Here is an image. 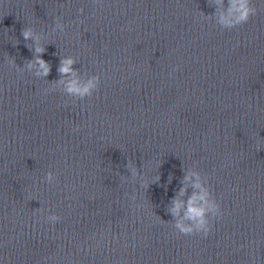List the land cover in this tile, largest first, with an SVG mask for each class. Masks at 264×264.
Wrapping results in <instances>:
<instances>
[{"label":"clouds","instance_id":"1","mask_svg":"<svg viewBox=\"0 0 264 264\" xmlns=\"http://www.w3.org/2000/svg\"><path fill=\"white\" fill-rule=\"evenodd\" d=\"M218 2L222 3V0H218ZM80 12H83V9H80ZM256 14L257 9L253 5L252 0H228L225 10L219 13L214 12L210 14V16L215 17V23L222 29L231 30L247 23ZM202 18L208 19L209 15L204 14ZM66 27L62 19L57 17L52 32L47 35H52L56 32L62 34ZM21 35L25 42H32L25 43V47L32 52V59L27 60V63H24L21 67L16 63L14 57L9 56L7 59L8 64L16 68L21 74L26 71L34 77L46 80L51 72L52 66L50 62L42 58V55L46 52V46L42 43L45 39V34L37 32L33 27L28 26L21 29ZM17 44H19V41H17ZM76 63L77 59L71 55L61 57L57 69L60 78L56 81H48L49 84L54 85V87L45 88L44 92L50 93L59 90L66 96L78 100H85L86 98L92 97L99 89L100 76L94 74L86 75L84 78H81V76L78 75V70L73 67ZM125 167L130 172V175H121L124 183H136L139 181L141 186L147 189L151 184L158 183L161 179L160 174L151 182L144 179L143 173L138 170L131 160L128 161ZM156 167L159 170L161 163L157 162ZM193 176L195 177V182L192 185L194 191L191 195H188L186 199H181V197L186 196L187 181ZM172 179V174H169L167 184L162 185L165 190H167L168 184H171ZM44 182L49 185H55L57 183V177L53 172L49 171L44 177ZM181 183L184 186L170 199V203L166 208L167 213L171 216L169 222L181 235L191 236L203 234L204 237H207L212 230V221L222 215L220 204L217 202L208 185V178L194 168L193 170L186 171ZM130 198L133 201L136 200L135 195H132ZM36 210L43 213V208H38ZM61 219L59 215L49 214L45 217V222L55 225L60 222Z\"/></svg>","mask_w":264,"mask_h":264}]
</instances>
